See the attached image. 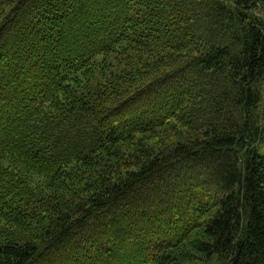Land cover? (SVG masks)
Here are the masks:
<instances>
[{"label":"trees","instance_id":"16d2710c","mask_svg":"<svg viewBox=\"0 0 264 264\" xmlns=\"http://www.w3.org/2000/svg\"><path fill=\"white\" fill-rule=\"evenodd\" d=\"M264 264V0H0V264Z\"/></svg>","mask_w":264,"mask_h":264},{"label":"rangeland","instance_id":"374dc122","mask_svg":"<svg viewBox=\"0 0 264 264\" xmlns=\"http://www.w3.org/2000/svg\"><path fill=\"white\" fill-rule=\"evenodd\" d=\"M210 263L207 264H220L219 262H217V259H213L209 261ZM201 264H206V263H201Z\"/></svg>","mask_w":264,"mask_h":264}]
</instances>
